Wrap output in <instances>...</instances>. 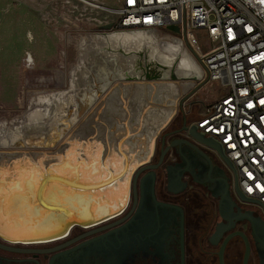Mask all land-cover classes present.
Here are the masks:
<instances>
[{
    "label": "bare ground",
    "instance_id": "1",
    "mask_svg": "<svg viewBox=\"0 0 264 264\" xmlns=\"http://www.w3.org/2000/svg\"><path fill=\"white\" fill-rule=\"evenodd\" d=\"M77 41L83 53L90 46L96 53L80 58L84 80L77 85L71 69L69 89L30 91L34 111L25 123L0 121V240L6 243L51 244L72 228L123 215L134 178L152 162L155 141L176 118L174 106L194 85L171 80L203 76L183 43L157 32L115 30ZM149 66L158 76L150 85ZM80 117L84 127L75 133L71 126Z\"/></svg>",
    "mask_w": 264,
    "mask_h": 264
},
{
    "label": "flooded vegetation",
    "instance_id": "2",
    "mask_svg": "<svg viewBox=\"0 0 264 264\" xmlns=\"http://www.w3.org/2000/svg\"><path fill=\"white\" fill-rule=\"evenodd\" d=\"M148 74L157 80L150 66ZM176 118L155 141L149 165L159 163L165 132L183 127ZM184 138L185 132L166 137L171 149L162 165L137 177V200L132 186L125 213L96 228L121 223L90 236L96 228L75 227L63 240L34 247L50 252L28 260H15L6 256L13 253L2 250L0 264H221L220 250L227 240L225 264H244L246 244L237 233L245 234L251 248L247 264H264V239L253 230V215L241 209L247 204L235 194L236 173L216 152L218 160L212 159L208 153L213 151L202 144L191 141L194 149L180 145Z\"/></svg>",
    "mask_w": 264,
    "mask_h": 264
},
{
    "label": "built area",
    "instance_id": "3",
    "mask_svg": "<svg viewBox=\"0 0 264 264\" xmlns=\"http://www.w3.org/2000/svg\"><path fill=\"white\" fill-rule=\"evenodd\" d=\"M118 16L116 28L167 32L195 50L205 111L187 127L223 147L240 190L264 214V0H123ZM199 32L213 44L204 53Z\"/></svg>",
    "mask_w": 264,
    "mask_h": 264
},
{
    "label": "rangeland",
    "instance_id": "4",
    "mask_svg": "<svg viewBox=\"0 0 264 264\" xmlns=\"http://www.w3.org/2000/svg\"><path fill=\"white\" fill-rule=\"evenodd\" d=\"M88 1L91 2V0ZM92 1L95 2L94 5H100L102 8L97 9L94 5H86L79 0H0V121L3 120L2 122H5L7 126H12L14 121L16 124L25 123L34 111H32L34 108H29L30 91L51 90L58 85L62 86V90L69 89L68 77H70L71 69L77 85L84 80L87 69L83 63L79 65L80 58L85 52L89 59L96 53L92 46L87 47L84 53L79 50L76 42L82 36L124 30L116 28L119 20L118 11L122 7L123 0ZM107 25L110 27L106 28ZM160 34L175 39L167 32ZM198 34L204 53L213 44L205 37L204 32ZM180 42L199 64L198 55L192 46ZM171 77L174 78L172 75ZM200 79L195 80L194 77L177 74L171 80L175 82L194 80V85L190 89L188 85H185L184 89L189 90L183 98L181 97V100H178L176 109L178 125L184 124L185 121L186 125H189L196 119L198 113L202 114L205 111L204 106L198 104L197 100L205 93V87L199 86ZM78 88L81 89L77 87L74 92ZM212 93L216 95L215 90ZM81 118L71 126L75 133L83 130L85 121L83 119L80 121ZM168 132L169 130L165 133ZM65 143L63 139L58 147H63ZM53 150L54 148L51 149ZM208 154L215 161L218 160L214 151ZM53 181L64 183L59 180ZM240 206L244 213L253 215V221L256 224V226L253 224V230L258 229L264 239L263 213L251 204ZM74 233H82V230L75 229ZM0 254L5 255L2 250ZM16 255L6 254L15 260H28L32 254Z\"/></svg>",
    "mask_w": 264,
    "mask_h": 264
},
{
    "label": "water",
    "instance_id": "5",
    "mask_svg": "<svg viewBox=\"0 0 264 264\" xmlns=\"http://www.w3.org/2000/svg\"><path fill=\"white\" fill-rule=\"evenodd\" d=\"M168 30H171V31H174V32H178L179 31V29L177 27H169ZM147 78H149V74L147 75ZM182 132H185V137L186 138L180 140L181 141L180 145L186 144V145H188V146H190L191 148L194 149L195 145L193 144V142H191V141H194L195 143H199V144H202V145H205V146L211 148L212 150H214L219 155V157L223 160L224 164L229 169L234 171L236 173V176H237V170H236L234 164L226 157V155L224 153V150H223V147L217 141H215L214 139L208 138L202 132H199L197 125H192L190 128H188L187 125H186V121H185V123H184V125H183V127L181 129L176 130L174 132H170V133L168 132V133H166L163 136V142H162V148H161L162 152H161V157H160L159 163L157 165L144 166V168L142 170L156 169L160 165H162L166 154L171 149V146L166 144V141H165L166 137H173L175 135H180ZM138 175L134 178L133 185H132L133 186V193L135 194V199L136 200H137L136 180H137ZM234 191H235V194H236L237 198L242 203H246V204H253L254 203L250 198L246 197L242 193V191L240 190V188L238 186L237 178H236ZM114 219H116V218H112V219L107 220L106 222H102L101 224H98V225L99 226L103 225L104 223H108L109 221H112ZM119 223H121V222L120 221L113 222L111 224H108L107 226H102L100 228H96V227H98V225H97L96 227H94L96 229H93L92 231H90L86 236H90V235H93L95 233L107 230L108 228L114 227V226L118 225ZM78 227H81V226H78ZM71 230H70V232H71ZM70 232H69V234H70ZM237 234L240 235L245 241L246 252H245V257H244V264H247L248 260H249V257H250V254H251V248H250L248 239L245 236V234L244 233H237ZM233 235H235V234H233ZM230 237H232V236H230ZM65 238H60V239L63 240ZM60 239H56L54 241H58ZM227 242H228V240L223 244V246H222V248L220 250V263L221 264H225L224 258H223V253H224V250H225ZM37 245H43V243H39V244H35V245L34 244L33 245H24V244H10V243H6V242L0 240V249L3 250V251L11 252V253H16V254H35L34 256L38 257L39 254H47L48 252H50V251H47V250L43 251V250H39L37 248H34Z\"/></svg>",
    "mask_w": 264,
    "mask_h": 264
},
{
    "label": "snow or ice",
    "instance_id": "6",
    "mask_svg": "<svg viewBox=\"0 0 264 264\" xmlns=\"http://www.w3.org/2000/svg\"><path fill=\"white\" fill-rule=\"evenodd\" d=\"M132 2H133V0H129V3H132ZM4 175H5V170L0 168V200H2V198H3L2 180H3Z\"/></svg>",
    "mask_w": 264,
    "mask_h": 264
}]
</instances>
